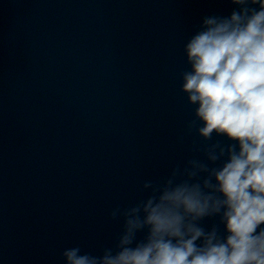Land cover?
Wrapping results in <instances>:
<instances>
[{"label": "clouds", "instance_id": "9594fccd", "mask_svg": "<svg viewBox=\"0 0 264 264\" xmlns=\"http://www.w3.org/2000/svg\"><path fill=\"white\" fill-rule=\"evenodd\" d=\"M225 2L183 45L194 155L110 211L122 221L112 246L65 248L63 264H264V0Z\"/></svg>", "mask_w": 264, "mask_h": 264}, {"label": "water", "instance_id": "95a60500", "mask_svg": "<svg viewBox=\"0 0 264 264\" xmlns=\"http://www.w3.org/2000/svg\"><path fill=\"white\" fill-rule=\"evenodd\" d=\"M202 15L218 14L227 15L231 11L225 0H179Z\"/></svg>", "mask_w": 264, "mask_h": 264}]
</instances>
